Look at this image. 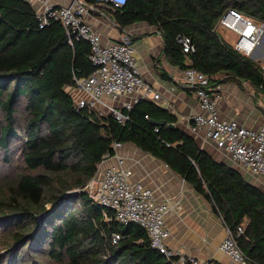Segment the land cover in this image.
<instances>
[{
	"label": "trees",
	"instance_id": "16d2710c",
	"mask_svg": "<svg viewBox=\"0 0 264 264\" xmlns=\"http://www.w3.org/2000/svg\"><path fill=\"white\" fill-rule=\"evenodd\" d=\"M83 1L113 9L122 28L136 23L156 28L167 63L181 71L194 68L211 86L235 80L264 91L260 66L238 54L216 28L228 9L264 22V0H127L119 8ZM178 37L189 39L194 51L183 52ZM89 54V43L70 39L61 23L40 27L28 3L0 0L1 161L9 163L14 143L19 153L16 172L0 178V230L60 264H170L150 247L142 227L106 222L83 191L118 142L180 176L211 203L247 264H264V193L238 170L216 162L176 126L175 115L151 100L123 110V123L75 107L69 89L92 72ZM71 192L76 193L64 197ZM52 204L55 209L47 213ZM113 234L120 236L116 244Z\"/></svg>",
	"mask_w": 264,
	"mask_h": 264
},
{
	"label": "built area",
	"instance_id": "2783aa9c",
	"mask_svg": "<svg viewBox=\"0 0 264 264\" xmlns=\"http://www.w3.org/2000/svg\"><path fill=\"white\" fill-rule=\"evenodd\" d=\"M23 1L35 9L40 27L56 21L63 25L70 39L74 37L89 43L93 70L88 76L76 79L75 86L69 89L75 107H88L123 123L126 120L123 110H129L139 100L162 101V96L142 79L129 41L102 43L99 32L89 19L91 12L98 9L95 5L83 0H72L63 6L51 0ZM94 1L100 6H122L121 0ZM216 28L232 37V47L238 54L251 58L260 66L264 82V48H261L264 44V22H255L237 10L228 9L220 16ZM178 42L183 52L194 51L189 39L178 37ZM183 81L194 93L201 110L188 118L190 133L199 136L203 142H211L223 150L234 165L264 180V123L252 129L233 119L220 120L218 105L222 97L218 85L211 86L209 78L192 67L183 71ZM123 147L122 143H112L113 153L103 156L97 173L84 188L91 204L102 209L106 222L134 223L142 227L150 247L170 264H214L168 246L166 241L170 232L166 218L180 210L181 205L179 202L158 201L152 190L132 182V170L120 154ZM226 231V237L219 245L220 252L230 260V264H247L235 235L227 228ZM241 234L243 229L239 227L237 235ZM119 240L118 234L112 235V244Z\"/></svg>",
	"mask_w": 264,
	"mask_h": 264
},
{
	"label": "crops",
	"instance_id": "0c3cea01",
	"mask_svg": "<svg viewBox=\"0 0 264 264\" xmlns=\"http://www.w3.org/2000/svg\"><path fill=\"white\" fill-rule=\"evenodd\" d=\"M51 1L63 6L72 0ZM89 19L99 32L103 44L129 41L135 51L142 79L162 96V101L157 104L176 116L177 127L191 134L188 118L201 110L194 93L184 84L183 71L167 63L157 29L145 23L122 28L116 23L114 11L110 7L92 11ZM161 72L165 74L161 76ZM218 87L222 97L218 105L220 120L233 119L252 129L264 123V91L235 80L224 81ZM191 135L216 162L238 170L248 183L264 193L262 178L234 165L229 156L211 142H203L199 136ZM120 154L132 170V182L152 190L158 201L179 202L181 205L180 210L166 218L170 232L166 241L168 246L214 264H230V260L219 250V245L226 237V227L211 203L164 163L135 146L124 144Z\"/></svg>",
	"mask_w": 264,
	"mask_h": 264
},
{
	"label": "rangeland",
	"instance_id": "374dc122",
	"mask_svg": "<svg viewBox=\"0 0 264 264\" xmlns=\"http://www.w3.org/2000/svg\"><path fill=\"white\" fill-rule=\"evenodd\" d=\"M222 36L225 40L231 45L232 39L229 38L228 34L219 29ZM261 48H264V44ZM251 59V58H250ZM17 143H14L10 146L9 152V163L3 164L0 157V178L12 176L18 166H19V153L17 152ZM1 154V152H0ZM53 206H46L47 210H50ZM55 209V208H54ZM7 223V222H6ZM30 243V242H28ZM28 243H25V246L21 245L20 242L14 243L9 237H7L4 230H0V264H60L53 260L47 258L44 254L39 252H34L29 246ZM28 244V245H26ZM34 248V246H33Z\"/></svg>",
	"mask_w": 264,
	"mask_h": 264
},
{
	"label": "water",
	"instance_id": "95a60500",
	"mask_svg": "<svg viewBox=\"0 0 264 264\" xmlns=\"http://www.w3.org/2000/svg\"><path fill=\"white\" fill-rule=\"evenodd\" d=\"M159 125H163V124H165V122H160V123H158ZM170 128H175V126L173 125V124H170V125H168ZM74 195H75V193H74ZM73 194H70V195H64V197L66 198V197H68V196H74ZM53 205V207L50 209V210H47V213H50L52 210H54V208L56 207V204H52ZM46 214V213H45ZM44 214V215H45ZM44 215H42V216H44Z\"/></svg>",
	"mask_w": 264,
	"mask_h": 264
},
{
	"label": "clouds",
	"instance_id": "9594fccd",
	"mask_svg": "<svg viewBox=\"0 0 264 264\" xmlns=\"http://www.w3.org/2000/svg\"><path fill=\"white\" fill-rule=\"evenodd\" d=\"M127 0H121L120 4L123 6L126 3Z\"/></svg>",
	"mask_w": 264,
	"mask_h": 264
}]
</instances>
